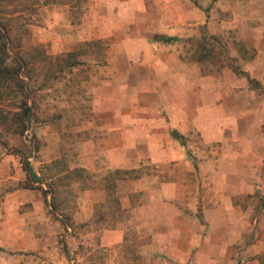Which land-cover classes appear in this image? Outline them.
<instances>
[{
  "label": "crops",
  "instance_id": "crops-1",
  "mask_svg": "<svg viewBox=\"0 0 264 264\" xmlns=\"http://www.w3.org/2000/svg\"><path fill=\"white\" fill-rule=\"evenodd\" d=\"M38 1L36 37L50 54L103 48L77 65L82 94L65 100L80 109L73 144L47 126L37 158L0 150V184H11L0 193V264H75L85 243L67 220L95 226L101 250L142 233L144 260L264 264V0H85L74 23L76 0ZM204 33L233 42L235 62L190 58L187 40ZM25 180L32 189L17 186ZM49 184L55 212L38 189Z\"/></svg>",
  "mask_w": 264,
  "mask_h": 264
},
{
  "label": "rangeland",
  "instance_id": "rangeland-1",
  "mask_svg": "<svg viewBox=\"0 0 264 264\" xmlns=\"http://www.w3.org/2000/svg\"><path fill=\"white\" fill-rule=\"evenodd\" d=\"M85 0H76L73 4L75 7L71 10V20L74 23L76 19L85 12ZM38 0H0V24L6 26V35L10 42L11 56L18 58L21 65V77L24 80L25 90L17 91L16 95L9 92L8 96L0 101V109L4 113H14L18 111L17 104L27 101L31 109V117L28 122V129L23 135L14 134L11 131L0 130V150L4 153L20 157L16 153V146H23V155L25 159L37 158L39 146L44 142L47 133H42L43 127L57 128L60 130V139L63 145L73 144L74 136L69 134L68 128L79 124V105L66 103L65 100L71 95L80 96V82L86 77L85 68L77 66L67 68V63L82 62L87 59L89 53L100 52L103 48H89L81 45H72L71 51L53 55L49 53L50 44L40 43L36 37L40 24L45 20L44 8L38 5ZM233 42L223 38L218 39L213 44L215 52L211 54V60L215 62L234 63L235 59L229 56V46L233 47ZM212 45V43L210 44ZM209 45V46H210ZM235 45V44H234ZM223 51L222 54H219ZM68 60H66V56ZM100 59V57H97ZM11 62V58L9 60ZM27 97V98H26ZM84 107H88V104ZM11 116V115H9ZM47 141V138H46ZM3 143V144H1ZM13 147V148H11ZM13 149V150H12ZM14 151V152H13ZM71 153V151H69ZM61 161L54 163V166H60ZM59 169V167L57 168ZM47 175H52V168H45ZM26 174V173H25ZM30 182L25 180L18 187L31 188ZM60 181L54 180L56 190V203L62 207L65 201L60 198ZM11 188L10 183L0 184V193ZM40 191V190H39ZM45 206L49 209L50 200L43 196ZM53 202H55V197ZM72 228V236L78 243L83 244L82 248L74 255L75 264H173L164 257L153 255L149 260L140 255L139 246L142 245V233H132L126 237L124 245L114 250H101L95 246L97 243V233L95 226H79L68 224ZM131 241V243H130ZM59 243H65V237L62 235L58 239ZM140 242V243H138ZM83 255L82 260H77ZM77 256V257H76Z\"/></svg>",
  "mask_w": 264,
  "mask_h": 264
},
{
  "label": "trees",
  "instance_id": "trees-1",
  "mask_svg": "<svg viewBox=\"0 0 264 264\" xmlns=\"http://www.w3.org/2000/svg\"><path fill=\"white\" fill-rule=\"evenodd\" d=\"M6 26L4 24H0V101L5 99L8 96L9 92L12 95H16L17 91H24L25 85L24 80L21 77V65L17 57L11 56L10 52V42L6 35ZM160 40L165 42L173 41L174 38H165L161 37ZM218 38L208 35V33H204L203 36L198 40L188 39L187 42L190 44V50H192V54L190 58L193 60L204 61L211 58V54L213 55L215 52L214 45L217 43ZM212 43V45H210ZM84 46L87 47H100V43L97 41L94 42H85ZM210 45V46H209ZM223 51H220L219 54H222ZM70 55L66 56V60H68ZM11 58V62L9 61ZM213 61H217L213 59ZM81 64V62H71L67 63V68H72ZM27 98V97H26ZM18 111L14 113H4L2 109H0V130L9 132L11 131L14 134L23 135L28 129V122L31 117V109L28 106L27 101L20 102V105L17 104ZM11 115V116H9ZM3 144V143H1ZM4 145V144H3ZM5 146V145H4ZM20 154V153H19ZM22 156V155H21ZM23 166L26 173L29 175L30 182H36L38 179L35 174L32 173L29 163L25 161L22 157ZM31 186V185H30ZM41 190L43 196L45 197L47 194H50L51 201L48 206L51 208L53 212L56 211V205L53 202L54 200V192L49 184L47 189H43L42 187H38ZM67 224H70L67 220ZM69 226V225H68Z\"/></svg>",
  "mask_w": 264,
  "mask_h": 264
}]
</instances>
